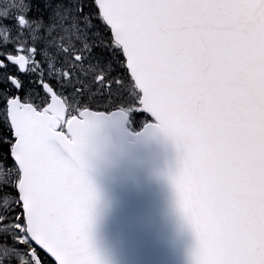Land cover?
Listing matches in <instances>:
<instances>
[{"label": "snow or ice", "instance_id": "1", "mask_svg": "<svg viewBox=\"0 0 264 264\" xmlns=\"http://www.w3.org/2000/svg\"><path fill=\"white\" fill-rule=\"evenodd\" d=\"M0 30V264H99L85 149L113 113L182 149L194 264H264V0H30Z\"/></svg>", "mask_w": 264, "mask_h": 264}, {"label": "water", "instance_id": "2", "mask_svg": "<svg viewBox=\"0 0 264 264\" xmlns=\"http://www.w3.org/2000/svg\"><path fill=\"white\" fill-rule=\"evenodd\" d=\"M126 120L104 118L86 142L90 248L99 264H194L198 241L174 184L182 149L156 126L129 143Z\"/></svg>", "mask_w": 264, "mask_h": 264}, {"label": "rangeland", "instance_id": "3", "mask_svg": "<svg viewBox=\"0 0 264 264\" xmlns=\"http://www.w3.org/2000/svg\"><path fill=\"white\" fill-rule=\"evenodd\" d=\"M30 6V0H0V16L5 15H25ZM3 37L6 38V34L2 31ZM134 130H141L143 123H150L151 120L145 115L140 119L131 120ZM7 180V173L0 168V182H5ZM12 205V200L9 197L0 198V208L4 210L10 208ZM3 251V250H0Z\"/></svg>", "mask_w": 264, "mask_h": 264}]
</instances>
